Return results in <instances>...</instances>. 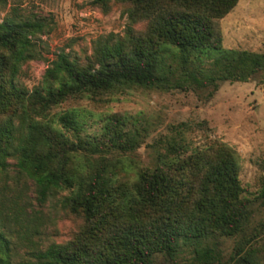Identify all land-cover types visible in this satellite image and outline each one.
Masks as SVG:
<instances>
[{
  "label": "trees",
  "instance_id": "obj_1",
  "mask_svg": "<svg viewBox=\"0 0 264 264\" xmlns=\"http://www.w3.org/2000/svg\"><path fill=\"white\" fill-rule=\"evenodd\" d=\"M112 1L129 4L131 20L145 22L143 32L128 27L123 36L98 38L85 60L58 53L31 91L17 77L34 56L35 36L45 24L0 20V175L6 176L8 159H14L40 203L67 192L63 208L82 219L70 240L41 248L32 239L36 227L19 222L14 229L8 217H0V264H12L23 246L28 258L14 264H264V242L255 246L264 241V221L259 230L250 229V201L242 196L237 158L227 145L182 157L180 147L168 142L154 168L121 182L105 154L133 149L136 140L123 129L125 118H109L101 139L82 135L74 110L50 116L54 106L75 96L96 99L140 87L209 89L211 97L222 81L264 74V53L224 49L214 28L238 0L93 2ZM205 59L211 61L205 65ZM260 197L264 200V182ZM236 236L241 239L225 259L217 238ZM160 256L164 263H158Z\"/></svg>",
  "mask_w": 264,
  "mask_h": 264
},
{
  "label": "rangeland",
  "instance_id": "obj_2",
  "mask_svg": "<svg viewBox=\"0 0 264 264\" xmlns=\"http://www.w3.org/2000/svg\"><path fill=\"white\" fill-rule=\"evenodd\" d=\"M93 1L0 0V20L9 16L45 24L43 32L35 36L34 56L21 66L18 85L28 91L39 86L46 68L60 52L85 60L98 38L123 36L128 27L135 33L145 29V22L131 20L129 4L112 1L100 6ZM214 28L221 36L222 48L264 53V0H238L215 21ZM210 61L205 59V65ZM209 91L135 87L96 99L75 96L54 106L50 116L74 110L82 123V135L101 139L109 118H125L123 129L136 140L133 149L112 148L105 154L114 177L121 182L132 181L142 169L154 168L168 142L180 147L177 152L182 157L194 152L210 154L218 145H227L237 158L242 196L250 201V229L259 230L264 221V200L260 197L264 182V74L256 73L246 81H222L211 97ZM67 135L75 138L72 133ZM8 163L6 176L0 175V187L6 185V195L0 197V217H8L14 229L20 228L19 222L36 227L32 239L41 248L70 240L82 219L63 208L61 200L67 192H55L40 203L33 182L17 173L14 159ZM239 239L217 238L225 259ZM263 242L255 246L260 249ZM26 251L27 247H21L12 264L28 258ZM260 251L264 259V247ZM158 263H164L162 256Z\"/></svg>",
  "mask_w": 264,
  "mask_h": 264
}]
</instances>
